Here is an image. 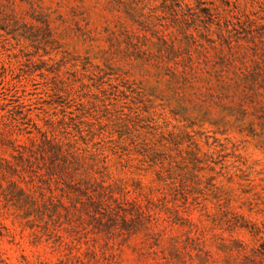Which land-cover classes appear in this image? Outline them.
<instances>
[{
    "label": "rangeland",
    "instance_id": "374dc122",
    "mask_svg": "<svg viewBox=\"0 0 264 264\" xmlns=\"http://www.w3.org/2000/svg\"><path fill=\"white\" fill-rule=\"evenodd\" d=\"M0 264H264V0H0Z\"/></svg>",
    "mask_w": 264,
    "mask_h": 264
}]
</instances>
